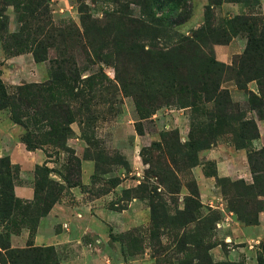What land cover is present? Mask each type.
<instances>
[{"label": "rangeland", "instance_id": "obj_1", "mask_svg": "<svg viewBox=\"0 0 264 264\" xmlns=\"http://www.w3.org/2000/svg\"><path fill=\"white\" fill-rule=\"evenodd\" d=\"M243 1L254 5L248 15L260 16L259 0ZM188 4L191 17L174 25L181 6L165 0H0V121L5 131L0 145L20 142L30 150L43 149L48 157L34 171L37 199L19 198L27 212L3 213L0 205L1 262L56 261L54 247L33 246L38 214L47 206L44 198L72 200L71 188L82 186L83 158L96 164L89 188L93 195L106 193L122 179L141 181L118 194L125 201L149 196L147 238L162 247L169 264H207L218 238L220 211L204 207L193 195L194 169L215 173V161L206 159L209 149H245L251 181L221 178L218 185L237 213L254 219L264 208V81L238 73L247 28L228 23L242 15L218 19L209 6L204 23L194 27L195 1ZM12 17L15 31L9 26ZM201 28L197 41H180ZM233 36L245 38V48L231 63L219 61L215 42L227 39L228 44ZM19 53L32 54L31 62H7ZM211 59L226 67L212 68ZM33 62L41 64L44 76ZM51 79L59 83L55 98L48 100L43 92L27 105L21 97L27 90L21 86L44 89ZM48 116L58 122L55 134H48ZM71 116L74 122L69 123ZM19 175L17 165L10 176L0 175V191L7 190L6 180L13 187L19 183ZM12 234L25 235L18 247L11 246ZM144 237L138 232L129 249H142Z\"/></svg>", "mask_w": 264, "mask_h": 264}, {"label": "crops", "instance_id": "obj_2", "mask_svg": "<svg viewBox=\"0 0 264 264\" xmlns=\"http://www.w3.org/2000/svg\"><path fill=\"white\" fill-rule=\"evenodd\" d=\"M194 1L196 13L190 19V22L196 24L194 27L204 23L208 5L215 10L218 19L248 15L255 9L251 2L243 0H223L217 4H212L210 0ZM256 8L264 15V0H259ZM16 24L12 17L9 23L11 31H15ZM245 45V38L233 36L228 44H216L214 50L219 61L229 64L235 55L243 51ZM31 55L19 53L9 57L7 62L21 59L31 62ZM33 64L39 72L45 73L41 64ZM2 126L4 125L0 121V143L5 132ZM9 135L12 136L11 133ZM261 138H264L263 133ZM10 141H3V145H0V157L9 156L12 164L20 169V182L14 186L15 195L22 200L33 201L36 197L35 168L46 162L48 157L41 148L30 150L23 143L13 144ZM206 154V159L215 161V173L206 174L201 166H197L194 171L200 202L204 207L218 209L221 214L217 228L218 238L209 248L212 262L264 264V209L257 213V222L247 223L239 218L236 210L227 206L221 186L218 185V179L221 178L251 181L247 152L234 146L219 145L209 149ZM95 170L94 160H81L82 186L71 188V201L61 199L52 206L48 214L41 217L33 246L54 247L56 261L53 264H169L162 247H155L147 238L146 231L152 222L149 197L133 196L125 201L118 194L141 181L122 179L106 193L93 195L89 188L93 184ZM125 202L121 207V203ZM137 231L145 234L144 247L130 250L132 241L138 235ZM24 238V234H12L11 246L18 247V239ZM19 247H23L22 242ZM0 264L6 263L0 261Z\"/></svg>", "mask_w": 264, "mask_h": 264}, {"label": "trees", "instance_id": "obj_3", "mask_svg": "<svg viewBox=\"0 0 264 264\" xmlns=\"http://www.w3.org/2000/svg\"><path fill=\"white\" fill-rule=\"evenodd\" d=\"M168 3H176L177 6H181L180 7V12L177 14L178 15V20L177 22H174V25H179L181 23L186 22L190 17H191V13H192V5L188 4V0H165ZM209 6V5H208ZM211 6L208 7V9ZM256 17H260V18H256ZM259 19V20H258ZM228 23L232 24V25H237V26H241V27H246L247 31H248V41H247V46L246 49L244 51V55L241 57L242 60V64L240 62V67H239V74H243L246 77H251L250 79H260L264 81V15L260 14V16H254V15H242V16H235L233 18L228 19ZM201 32H203V28L199 29L197 32H195L193 34V37H183L180 41H185V42H189L192 43L194 41H197L200 37H201ZM225 42H228L227 39L223 40L221 42L217 41L215 42V44H224ZM34 57L36 61H39L40 58L37 55V52H34ZM211 66L220 68V67H226V65L220 63L218 60L216 59H211L210 61ZM244 67H246L247 69H244ZM222 68H220L222 70ZM90 76H87L84 79H89ZM263 81H260V85L263 84ZM238 84L241 85L240 81L238 80L237 82ZM45 88L42 89L41 87H39L37 84H28V85H24L21 86L20 89H24L27 90L26 94L25 92L22 93V98H24V101L27 102V105L31 104V100H34L35 95L41 96L40 94H42L43 92H46L48 95V100H51V98H55L56 95V89L59 87V83L57 81L54 80H50L49 82L44 83ZM27 88H23L26 87ZM76 87V86H75ZM78 87V86H77ZM216 87L218 88L219 85L217 84ZM4 85H3V81L0 78V92L3 91ZM34 88H38L36 91L34 90ZM262 97L264 98V93L261 92ZM264 105V102L260 101V106ZM62 108V106L60 107ZM68 108V107H66ZM261 109V107H260ZM69 113H70V109L68 108ZM33 119V118H31ZM45 121H48V124L50 126V131L48 132V134H55L57 132V124L58 122L53 121L49 116L44 118ZM55 120H59V119H55ZM14 121L18 122L19 119L17 117H14ZM67 121L69 123L74 122V118L68 117ZM66 144V143H65ZM63 144V145H65ZM31 149V148H29ZM262 152L264 153V149L262 150ZM80 167H81V162H80ZM45 169H48L47 167H45ZM12 170H13V164L10 160L9 156H3L0 158V175H9L12 174ZM2 179H4V177H2ZM7 182V190L5 189L4 191H0V205H2V209L1 212L3 213H14L15 210H18L19 212H27V207H26V203L22 202L16 195L14 192V187L12 185V183L8 180H6ZM11 184V187H10ZM196 186V191L195 194H193L195 197H197L199 199V190H198V185L197 183L195 184ZM35 191H36V197L35 199H37L38 194H39V185L36 184L35 185ZM149 197V196H148ZM44 202L47 206H44L42 208H40V213L38 214V219L42 216H45L46 214H48V212L50 211V209L52 208L53 204L55 203H51V201H48L47 198H44ZM264 209V208H263ZM262 210V209H260ZM239 218L243 219L244 221H246L247 223H255L257 222V216L254 219H250L248 218L246 215H241L239 214ZM9 249V248H8ZM39 249V248H38ZM42 249V248H40ZM7 250V249H6ZM56 260V259H55ZM49 263L46 264H52L54 263V260L48 261ZM4 263L6 264H15L13 263L10 258L7 261H4ZM207 264H215L212 262L211 258L209 259ZM216 264H232V263H227V262H223V263H216Z\"/></svg>", "mask_w": 264, "mask_h": 264}, {"label": "built area", "instance_id": "obj_4", "mask_svg": "<svg viewBox=\"0 0 264 264\" xmlns=\"http://www.w3.org/2000/svg\"><path fill=\"white\" fill-rule=\"evenodd\" d=\"M220 224H218V226H219Z\"/></svg>", "mask_w": 264, "mask_h": 264}]
</instances>
